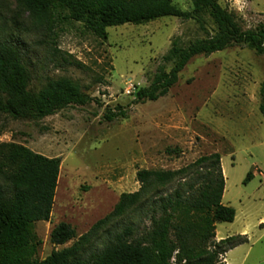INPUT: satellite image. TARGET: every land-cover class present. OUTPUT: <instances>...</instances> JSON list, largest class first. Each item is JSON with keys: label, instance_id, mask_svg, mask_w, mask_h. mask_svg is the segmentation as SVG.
Wrapping results in <instances>:
<instances>
[{"label": "rangeland", "instance_id": "obj_1", "mask_svg": "<svg viewBox=\"0 0 264 264\" xmlns=\"http://www.w3.org/2000/svg\"><path fill=\"white\" fill-rule=\"evenodd\" d=\"M216 2L233 13L244 30L264 23V0ZM173 4L192 11L190 0ZM203 21L205 30L194 19L175 17L108 27L103 40L81 22L58 19L46 36L16 0H0V41L18 39L30 71L28 88L36 91L47 79L67 77L91 98L84 106H70L36 121L0 114V143L60 159L50 219L33 225L38 259L71 246L112 211L120 194L137 191L138 170H177L218 153L225 182L222 203L235 210V218L216 224L215 239L240 235L247 240L226 252L223 261L264 264V119L259 112L264 55L237 46L196 56L164 97L132 104V93L150 84L173 39L186 46L214 35L212 20L205 15ZM118 106L126 117L108 122L105 113ZM249 172L252 178L244 182ZM135 216L114 221L86 252L101 249L108 232L137 221ZM61 222L71 225L76 237L54 246L50 232Z\"/></svg>", "mask_w": 264, "mask_h": 264}, {"label": "trees", "instance_id": "obj_2", "mask_svg": "<svg viewBox=\"0 0 264 264\" xmlns=\"http://www.w3.org/2000/svg\"><path fill=\"white\" fill-rule=\"evenodd\" d=\"M16 2L34 27L46 36L52 33L56 21L63 19L81 22L87 31L103 40L108 27L143 25L164 17L194 19L205 30L203 17L207 15L216 26L214 35L186 46L180 39H173L150 84L137 87L132 93V104L164 97L196 56H209L237 46L264 55V23L244 30L235 15L216 0H190L191 12L181 11L173 0ZM55 52L59 53L57 49ZM74 64L79 65L77 61ZM30 79L18 39L1 40L0 114L15 120L36 121L91 101L70 78L47 79L36 91L28 88ZM259 92V112L264 119V83ZM125 117L119 106L116 111L108 109L104 115L108 122ZM59 170V158L45 157L16 143H0V264H225L223 255L247 242L240 235L215 239L216 224L233 222L235 210L222 203L225 182L221 158L212 153L177 170H138L137 191L120 194L112 211L71 246L53 250L40 260L33 225L50 219ZM251 178L249 172L244 182ZM172 184L176 187L171 192H161ZM130 214L139 219L118 232H108L109 238L101 249L86 252L99 233ZM75 237V229L64 222L50 232L54 246L64 245Z\"/></svg>", "mask_w": 264, "mask_h": 264}, {"label": "crops", "instance_id": "obj_3", "mask_svg": "<svg viewBox=\"0 0 264 264\" xmlns=\"http://www.w3.org/2000/svg\"><path fill=\"white\" fill-rule=\"evenodd\" d=\"M216 239H217V241L219 240V238H217V237H216Z\"/></svg>", "mask_w": 264, "mask_h": 264}, {"label": "bare ground", "instance_id": "obj_4", "mask_svg": "<svg viewBox=\"0 0 264 264\" xmlns=\"http://www.w3.org/2000/svg\"><path fill=\"white\" fill-rule=\"evenodd\" d=\"M227 264V263H226Z\"/></svg>", "mask_w": 264, "mask_h": 264}]
</instances>
